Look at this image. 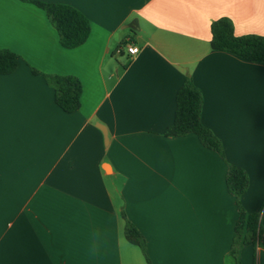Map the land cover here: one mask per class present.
<instances>
[{
  "label": "crops",
  "instance_id": "0c3cea01",
  "mask_svg": "<svg viewBox=\"0 0 264 264\" xmlns=\"http://www.w3.org/2000/svg\"><path fill=\"white\" fill-rule=\"evenodd\" d=\"M32 2L73 7L88 39L62 48ZM221 18L264 37V0H0V50L19 62L0 75V264H148L126 220L149 264L235 263L228 165L247 173L238 201L264 228V64L211 51ZM50 74L79 80L77 111L55 104ZM186 79L225 161L164 134ZM239 264H264V248L242 246Z\"/></svg>",
  "mask_w": 264,
  "mask_h": 264
},
{
  "label": "trees",
  "instance_id": "16d2710c",
  "mask_svg": "<svg viewBox=\"0 0 264 264\" xmlns=\"http://www.w3.org/2000/svg\"><path fill=\"white\" fill-rule=\"evenodd\" d=\"M42 9L58 35L62 48L72 50L83 45L90 34L88 20L79 11L65 4H45L32 2ZM211 51L226 52L253 64H264V37L243 36L236 37L233 25L229 19L221 18L210 26ZM125 43L122 45V47ZM18 57L8 51L0 50V75H9L18 67ZM34 74H37L33 70ZM49 87L54 91L55 104L65 113L71 114L80 107L81 84L73 76L44 75ZM176 109L173 123L165 131V136L180 137L193 134L200 144L219 155L225 161L220 141L206 128L201 121L202 96L190 79H186L178 89L175 97ZM227 192L236 199L237 222L229 251L234 264H239V252L242 246L252 244L264 248V228L260 226V214L245 212L239 198L249 186L247 173L240 167L228 165L225 178ZM125 220L124 213L121 214ZM126 241L139 248L147 263L144 238L138 230L126 220L124 228Z\"/></svg>",
  "mask_w": 264,
  "mask_h": 264
},
{
  "label": "built area",
  "instance_id": "2783aa9c",
  "mask_svg": "<svg viewBox=\"0 0 264 264\" xmlns=\"http://www.w3.org/2000/svg\"><path fill=\"white\" fill-rule=\"evenodd\" d=\"M123 47L130 57L137 55V53L139 52V48L130 43H126Z\"/></svg>",
  "mask_w": 264,
  "mask_h": 264
}]
</instances>
